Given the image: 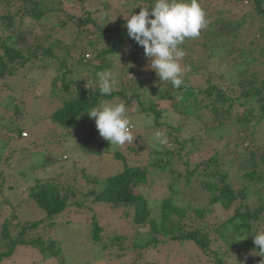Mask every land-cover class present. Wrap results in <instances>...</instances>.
Instances as JSON below:
<instances>
[{
    "label": "trees",
    "instance_id": "obj_1",
    "mask_svg": "<svg viewBox=\"0 0 264 264\" xmlns=\"http://www.w3.org/2000/svg\"><path fill=\"white\" fill-rule=\"evenodd\" d=\"M92 1L103 9L111 7L103 0H0V85L4 79L15 76L24 68H38L42 59L55 58L53 50L58 44L49 46L48 43L45 47L44 43L59 31L69 32L74 41L70 46L57 49L66 51L74 46L75 53L71 52L70 55L68 51L65 58L58 60L61 76L54 78L51 87L53 89L60 80V90L65 92L70 85H75L76 95L64 99L49 115V120L57 125L66 138L73 136L78 129L95 127V118H90L87 112L101 101L134 102L135 106L132 107L138 113L153 118V127L161 126L159 121L163 114V110L157 107V100L170 102L173 111L183 116L177 125H165L166 141L174 148L170 150L163 146L160 151L155 149L150 154L156 159L151 167L161 170L172 165V157L176 155L177 178L183 180L186 193L180 192L175 181L169 184L170 193L166 198L153 201L146 199L135 190L137 184L144 180L146 168L128 167L118 152L114 157L122 163L121 170L102 181H91L100 184L99 190H91L86 196L92 198L91 203L129 209L132 211L131 222L136 229L152 223L155 212L158 220L150 234L144 237L136 231L129 249L140 252L166 242L192 244L213 264H224L226 259L232 258L234 250L242 251L236 264H264V252H259L251 236L264 230V0H199L206 13L207 24L196 37L193 47L187 48L184 43L180 46L185 51L182 66L187 69L180 88L165 81L146 86L148 82L155 81V72L146 78L147 72L143 70L135 72V76L128 79L132 84L126 85V82L129 83L128 73L135 68H142L149 58L145 57L143 47L128 37L124 18L115 23L108 22L103 10L100 12L99 7H90ZM152 2L125 0L120 13L125 17L130 12L136 14L140 10L139 6L147 7ZM70 4H73V9H79L82 15L69 14L66 6ZM246 5H249L250 10ZM228 6L231 7L226 13L223 8ZM210 8L221 10L212 18L211 14L207 15ZM245 9L249 11L245 12ZM232 10L236 17L231 15ZM53 15L64 19L51 23L43 34L40 26L43 27ZM250 31H253L250 34L253 38L251 44L255 43V47L238 48L236 42L246 39V33ZM260 41L262 46L256 47ZM126 49V57L120 58L125 66L118 70L121 89L113 91L111 95L101 96L96 85L97 73L111 68L115 64L114 58ZM196 49H200L202 54L196 55ZM94 60L98 64L92 63ZM76 63L79 68L74 72L72 67ZM222 63L231 64L230 68L217 66ZM236 66L240 68L239 71L235 70ZM90 67H93V71ZM84 71L88 75L74 81V75L78 76ZM193 77H201V85L194 86L191 83ZM88 84L92 88L86 89ZM126 89L131 93H127ZM14 109L13 115L6 118L2 130L6 134H16L17 137L13 139L19 141L23 139L21 134H24V130L20 125L21 113L16 106ZM96 131L94 128L92 132L86 131L80 135L78 150L86 151V146L89 147L96 139ZM213 144L218 147L206 160L191 163L187 159L192 153L207 146L212 147ZM50 157L34 164L32 169L44 168L48 162L58 163L67 159L59 156L52 161ZM183 166L185 168L182 171ZM235 183L240 187L236 188ZM20 185L15 184L8 191H15ZM1 188L0 184V194ZM77 193L75 183L65 185L55 179H37L33 186L26 188V198L22 199L25 201H19L21 198L17 194L4 199L2 195L0 264L10 259L18 247L36 249L44 258H57L62 264L60 244L55 240L46 242L38 232L41 228L51 231L58 224L59 216L71 206L70 201ZM195 194H198V199ZM196 200L206 202L193 205ZM26 201L41 210L43 217L22 222L19 211ZM74 205L82 207L81 203L76 202ZM219 208L226 213L231 209L233 212L221 218L216 213ZM100 231L97 222L93 221L89 239L93 244L101 243ZM31 232L38 234L33 237L30 236ZM109 244L119 247L122 252L129 250L120 236L110 239ZM102 247L107 246L103 244ZM135 260H140L139 253Z\"/></svg>",
    "mask_w": 264,
    "mask_h": 264
},
{
    "label": "rangeland",
    "instance_id": "obj_2",
    "mask_svg": "<svg viewBox=\"0 0 264 264\" xmlns=\"http://www.w3.org/2000/svg\"><path fill=\"white\" fill-rule=\"evenodd\" d=\"M99 1V0H98ZM108 2L111 7L109 9H103L102 6H98L97 2L89 3L90 7L98 8L100 12L103 10L104 14L108 17V22H117L118 19L125 17L120 13L123 11L122 7L125 0H103ZM88 5V4H87ZM73 4L66 6L69 14L82 15L79 9H73ZM250 10L249 5H246ZM231 6L223 8L227 13ZM245 9V12L249 11ZM221 10L210 8L209 14L212 18L215 13ZM247 10V11H246ZM231 15L236 17L235 11H230ZM121 14V15H120ZM214 14V15H212ZM100 15V13L98 14ZM97 15V16H98ZM64 19L62 16L53 15L50 21L45 23L43 27L40 26V31H46L47 26L51 23ZM107 22V23H108ZM106 23V25H107ZM105 25V24H104ZM254 31V30H253ZM246 33V39L238 40L236 44L238 48L248 49L254 48L255 43L251 44L252 37L251 32ZM41 32V33H42ZM40 34V33H39ZM57 39V40H55ZM74 38L70 36L69 32L64 33L59 31L55 37L49 39L44 46L47 47L48 43L57 45L53 50L55 58L42 59L38 68L28 69L24 68L15 74V76L7 77L0 85V184L2 186V193L0 194V200L2 195L3 199L6 197L11 198L12 194L18 195L21 198L19 201H25L26 188L33 186L35 180L50 181L52 179L58 182L67 184H74L78 187V195L71 199V206L66 209L65 213L59 216L56 224L51 231L41 228L39 234L42 235L44 240H55L61 247L62 264H213L210 258L203 256L192 245H181L179 243L166 242L163 245H157L156 247L150 246L143 249L140 252H134L130 250V243L133 239V235L137 231L139 235L146 237L150 234L152 226L157 223L155 218V212L152 215V223L143 226L140 229L134 228L131 222V213L129 209L124 208H111L104 205H96L91 203V197H86L91 190H99L100 184L98 182L91 183L92 180L102 181L104 178L111 176L117 171L121 170L122 163L115 159L114 155L118 152L128 167H139L140 169L146 168L147 174L145 175L142 183L137 184L135 190L138 194H141L146 199L158 200L166 198L169 193V184L177 181L180 192L186 193L187 189L183 187V180L177 178V164L175 163L176 155H173L174 162L164 168L151 167L155 163V157L150 154V151L157 149L160 151L163 146L172 150L174 146L167 143H159L155 140V133L157 131L165 132V125H177L178 122L183 120L182 115H178L170 106L168 101H156L157 107L163 110V114L159 123L160 127H153V118L151 116L138 113L134 102L126 104L128 108V116L131 119L133 128L132 133L134 136L133 143H126L122 146L110 145V143L103 139L98 130L95 132L96 139L90 143L89 147L86 146V151L78 150L80 147L81 139L80 135L83 132L93 131L95 127L86 126L84 129H78L74 131V135L66 138L67 136L57 127L56 124L49 120V115L61 105V102L76 95L75 85H70L69 89L65 92L60 90L61 81L59 80L55 86L51 87V83L56 77L61 76V70H59V61L65 58L66 52L69 51L75 53L74 46L69 49L59 50L64 46H68ZM86 41V40H85ZM196 38L184 41L187 48H191L194 45ZM257 45L262 46V42H257ZM70 46V45H69ZM196 55H201L200 49H196ZM79 52V51H76ZM127 49L120 52L115 58V64L111 66L112 71L117 74V83L114 86L113 91L120 90L119 86V72L121 67L125 66V63L121 61V57H126ZM222 55V54H221ZM119 56V57H118ZM120 60V61H119ZM92 63L98 64L96 60ZM149 59L145 62L142 68H135L134 71L128 73L127 80L135 76V72L144 71L147 74L145 77H150L153 74V70L148 67ZM46 66L45 68L43 67ZM73 65L72 69L75 72L79 67ZM229 65L217 64L219 68L228 69ZM93 71V67H90ZM236 71H239V67H235ZM88 75L87 72H82L78 76L74 75V81H79ZM191 83L194 86H199L203 79L201 77L192 78ZM154 82H148L146 86L156 85L161 81L154 76ZM129 81V80H128ZM200 81V82H199ZM132 84L131 81L126 82V85ZM145 85V83L143 82ZM98 85V82L96 83ZM86 89L92 88V85L85 86ZM127 93H131L126 89ZM112 102H121L112 101ZM14 106H16L21 117V127L23 133L27 134L24 137L21 134V138L15 140L16 134H6L2 130V126L6 122V118H10L15 112ZM18 120V117H16ZM15 118V120H16ZM204 135V134H203ZM13 137H15L13 139ZM15 142V143H14ZM216 144L212 147H205L201 151L192 153L187 159L191 163H200L213 154V149L217 148ZM141 148V149H140ZM136 149V150H135ZM138 150V151H137ZM185 157V153H181ZM51 156V157H50ZM59 156L67 157L62 159L64 162H48L44 168L32 169V166L36 163H41L44 158L50 157L52 161ZM160 158V156L158 157ZM167 159V157H162ZM8 159L9 161H5ZM185 166L182 167V171ZM84 173V175L82 174ZM85 179H83V176ZM62 176V177H61ZM27 182V183H26ZM18 189L15 191H8L10 187L15 184H19ZM176 184V183H175ZM236 188L240 185L235 183ZM185 189V190H183ZM198 199V194H195ZM207 200V199H206ZM194 201L192 204H205L204 202ZM81 203L82 207H77L75 203ZM233 209L226 213L221 208L217 209L216 213L221 218H226L232 214ZM19 217L22 222L33 221L43 217V212L36 208L33 203L26 201L22 209L19 211ZM95 221L98 224L99 238L101 243L93 244L89 239L91 238L90 229L91 223ZM37 232H31L30 236L35 237ZM122 237L125 243V247L128 246L127 251H121L119 247H112L109 244V240L113 237ZM106 244L107 247H102ZM137 253L140 254V260L137 262L135 258ZM242 251L234 250L232 252V258L225 260L224 264H236L239 260V255ZM60 260L57 258H44L36 249L18 247L16 248L13 256L2 262V264H59Z\"/></svg>",
    "mask_w": 264,
    "mask_h": 264
},
{
    "label": "clouds",
    "instance_id": "obj_3",
    "mask_svg": "<svg viewBox=\"0 0 264 264\" xmlns=\"http://www.w3.org/2000/svg\"><path fill=\"white\" fill-rule=\"evenodd\" d=\"M139 8L138 13L130 12L124 17L128 37L143 47L145 57L149 58L148 67L159 80L171 82L173 87L180 88L187 71L182 66L185 51L180 46L186 38L198 37L206 27L204 9L199 0H153L150 6ZM97 78L100 95H111L117 83V74L106 69L97 73ZM87 114L95 118L99 135L110 145L133 143V125L125 102L101 101ZM155 140L163 144L166 137L163 132L157 131ZM251 236L259 252H264V230Z\"/></svg>",
    "mask_w": 264,
    "mask_h": 264
},
{
    "label": "built area",
    "instance_id": "obj_4",
    "mask_svg": "<svg viewBox=\"0 0 264 264\" xmlns=\"http://www.w3.org/2000/svg\"><path fill=\"white\" fill-rule=\"evenodd\" d=\"M23 135H25V134H23Z\"/></svg>",
    "mask_w": 264,
    "mask_h": 264
}]
</instances>
